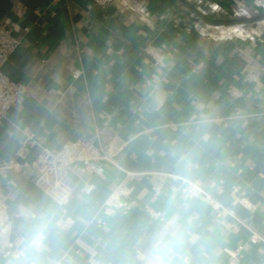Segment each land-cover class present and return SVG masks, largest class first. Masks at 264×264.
<instances>
[{"label": "crops", "instance_id": "1", "mask_svg": "<svg viewBox=\"0 0 264 264\" xmlns=\"http://www.w3.org/2000/svg\"><path fill=\"white\" fill-rule=\"evenodd\" d=\"M2 24L19 28L4 71L26 92L0 126V264H18L41 217L43 264H150L173 219L170 264H264V0H0ZM27 130L54 148L92 139L111 160L100 175L70 168L62 202L10 166ZM119 185L130 206L102 224Z\"/></svg>", "mask_w": 264, "mask_h": 264}, {"label": "built area", "instance_id": "2", "mask_svg": "<svg viewBox=\"0 0 264 264\" xmlns=\"http://www.w3.org/2000/svg\"><path fill=\"white\" fill-rule=\"evenodd\" d=\"M18 30L19 28L15 25H0V126L7 118L9 111L21 101L26 92L24 82L10 78L4 71L10 56L21 43V39L17 35ZM78 74L79 71H75L73 76L77 77ZM30 153L32 157L29 156ZM18 154L22 161H15L10 166L15 170L30 169L35 174L36 184L49 195L59 197L62 202L68 200L65 178L70 168L89 175H100L104 170V161L111 160L110 151L92 139L68 140L54 148L39 141L36 133L32 130L25 131ZM94 189L93 182H85L80 188L81 192L86 195ZM185 192L188 196L205 195L210 205L215 209H219L221 206L213 196L207 194L199 186L192 185L185 189ZM126 193L127 187L119 185L102 200L98 212L99 221L102 224L117 210L130 206V203L123 199ZM146 210L154 218L161 216V213L152 207L147 206ZM10 220L9 198L0 185V233ZM258 240V235H251V242L256 243ZM240 248L241 246L235 252ZM230 253L231 261H233L235 253L232 251Z\"/></svg>", "mask_w": 264, "mask_h": 264}, {"label": "clouds", "instance_id": "3", "mask_svg": "<svg viewBox=\"0 0 264 264\" xmlns=\"http://www.w3.org/2000/svg\"><path fill=\"white\" fill-rule=\"evenodd\" d=\"M49 222L41 217L22 240L18 264H43ZM182 235L175 219L164 224L152 236L150 264H170V255L181 245Z\"/></svg>", "mask_w": 264, "mask_h": 264}, {"label": "trees", "instance_id": "4", "mask_svg": "<svg viewBox=\"0 0 264 264\" xmlns=\"http://www.w3.org/2000/svg\"><path fill=\"white\" fill-rule=\"evenodd\" d=\"M238 19H239V18H234V19H231V21H233V22H237V21H238ZM216 20H219V21H221L222 19H216ZM216 20H215V21H216Z\"/></svg>", "mask_w": 264, "mask_h": 264}]
</instances>
